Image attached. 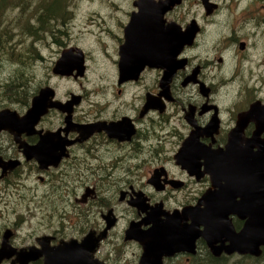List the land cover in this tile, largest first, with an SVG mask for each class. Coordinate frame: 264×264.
<instances>
[{
  "label": "flooded vegetation",
  "instance_id": "1",
  "mask_svg": "<svg viewBox=\"0 0 264 264\" xmlns=\"http://www.w3.org/2000/svg\"><path fill=\"white\" fill-rule=\"evenodd\" d=\"M102 5L90 47L68 27L77 3L51 0L56 55L81 56L83 75L54 73L55 57L0 106L21 117L52 89L32 131L0 130V264H45L87 235L94 264H140L137 235L143 264H264V246L226 250L259 207L247 162L264 148V0ZM56 77L82 86L60 95ZM40 141L45 166L23 152Z\"/></svg>",
  "mask_w": 264,
  "mask_h": 264
},
{
  "label": "water",
  "instance_id": "2",
  "mask_svg": "<svg viewBox=\"0 0 264 264\" xmlns=\"http://www.w3.org/2000/svg\"><path fill=\"white\" fill-rule=\"evenodd\" d=\"M71 49L62 50L59 57L54 63L53 72L58 73L60 75H70L72 74L73 69L77 70V75H83L82 69L83 59L79 55H72ZM51 90L49 87L42 88L38 95L34 96L31 100V106L27 109L23 116H18L16 111L10 110L8 108L0 110V130L4 129L10 132L14 136L15 141H19L20 133L28 130L30 131L33 125L35 124L37 118L40 114L44 113L46 110V105H48L45 101V98L51 95ZM44 99V101H43ZM42 101V102H41ZM73 103L69 101L68 104L70 105ZM42 104L43 107H40ZM259 110V109H257ZM262 110V109H261ZM261 114V113H260ZM263 117H264V109H263ZM263 119V118H262ZM32 131V130H31ZM41 139V138H40ZM22 145V143H21ZM45 142H39L33 147L27 146L23 144V152L26 157L36 156L40 164L43 166L47 165L49 161V157H47V148H43ZM260 149V150H259ZM257 155L254 156L253 160L247 162V168L249 175H252L254 179L257 178L256 184L261 191L259 192V207L257 211H253L252 216H249L250 219L247 220L244 228L235 235V239L233 232L228 233L227 237H230V241L234 239L232 244L226 248L228 252L233 250H238L241 252H248L254 255L260 254V246H264V148H258ZM38 155V156H37ZM47 157V158H46ZM45 161V162H43ZM47 163V164H46ZM0 166L5 167L3 164L0 163ZM255 173L258 177L255 176ZM250 181V180H249ZM251 184V183H250ZM249 183L248 189L250 188ZM255 186V183L254 185ZM252 188V187H251ZM208 229V228H207ZM214 230V229H213ZM130 234L132 235L135 233V229L133 226L129 229ZM213 231L211 230V233ZM215 232V231H214ZM203 235L209 237L210 229L207 231H203ZM137 234V233H136ZM135 234V235H136ZM142 234V233H140ZM136 237V236H134ZM137 239H142V244L144 245V252L142 254V258L140 264L144 263V258L146 257V249L145 247V237L142 238V235L136 237ZM210 238V237H209ZM5 240V239H4ZM211 240V239H210ZM98 237L97 238H90L88 235L82 239L80 243H77L76 240H70L65 242L63 245L56 246L55 250L56 253H50L48 255V260L46 259L45 264H94L91 260L92 253L89 252L93 250L95 244L97 245ZM93 243V244H91ZM90 246L88 247V245ZM156 244V243H155ZM4 250V246L0 249V258L3 257L2 251ZM148 252V250H147ZM149 253V252H148ZM148 256V255H147ZM146 259V258H145Z\"/></svg>",
  "mask_w": 264,
  "mask_h": 264
},
{
  "label": "trees",
  "instance_id": "3",
  "mask_svg": "<svg viewBox=\"0 0 264 264\" xmlns=\"http://www.w3.org/2000/svg\"><path fill=\"white\" fill-rule=\"evenodd\" d=\"M36 2V6L31 10V2ZM51 0H0V72L9 71L7 77L0 78V106L8 102V94L15 96L16 83L31 80L28 68L35 59L42 60V54L38 52L32 43L24 45V50L16 48L15 27L19 28L20 39L25 35H35L38 39L44 37V33L51 31L54 18L50 13L49 2ZM43 2V3H42ZM19 9L17 19L7 21L6 13L13 9ZM28 10L27 16L22 15ZM31 10V11H30ZM27 12V13H28ZM24 18V21L21 20ZM35 22V23H34ZM13 64V66H12ZM26 87L24 86V90ZM25 94L26 91H23Z\"/></svg>",
  "mask_w": 264,
  "mask_h": 264
},
{
  "label": "rangeland",
  "instance_id": "4",
  "mask_svg": "<svg viewBox=\"0 0 264 264\" xmlns=\"http://www.w3.org/2000/svg\"><path fill=\"white\" fill-rule=\"evenodd\" d=\"M108 0H68V3L73 4L77 3V8L75 9L74 7L71 8V11L74 12L75 16L77 19H70L69 20V28L75 32V38L81 37L83 39H87V42H84L85 45H89L90 47L94 45L95 40L98 36V34H102L100 28L101 24H103L102 21L97 20V14L102 11L104 14V8L102 5L105 4ZM43 3V2H42ZM36 2H31V10L36 6ZM103 8V9H102ZM30 10V11H31ZM25 11L28 12L26 9ZM22 13V15L27 16L28 13ZM19 15V9H13L12 11H9V14L6 13L7 16V21H12L14 19H17ZM94 18V19H92ZM22 21H24V18H21ZM35 23V22H34ZM98 23V24H97ZM67 24V25H68ZM57 28H61V25L59 24H54L52 30L45 32L44 37L42 39H38L35 35H25L22 39H20V34L19 31L20 29L15 27L13 31L15 32V39L16 40V48H19V50H24V45H29L30 43L33 44L35 49L42 54V60L40 59H35L34 62L29 66L28 68V74L29 77L31 78V82H35L37 77L42 75V72L44 71V67L47 66V64L56 57H57L56 52L58 50L57 45L55 44V39H63L61 36L62 33L57 31ZM53 35V36H52ZM98 45H99V40H98ZM56 55V56H55ZM100 58H98L99 61ZM95 56H93L92 59H90V64L91 66V73H89L88 79L82 81V85H93V81H97L96 76H98V67L95 65ZM13 66V64H12ZM95 71V72H93ZM10 74L9 71H6L4 73L0 72V78L2 77H7ZM51 79L50 82L56 84V87L59 88V94L62 95L65 91L67 90H78L80 89L81 84H78L79 81H73L72 79L69 78H64L60 79L58 77L56 78H48ZM91 90V88H89ZM91 95H94V93H91ZM96 96V95H94Z\"/></svg>",
  "mask_w": 264,
  "mask_h": 264
}]
</instances>
